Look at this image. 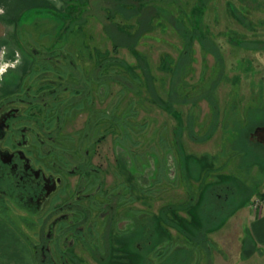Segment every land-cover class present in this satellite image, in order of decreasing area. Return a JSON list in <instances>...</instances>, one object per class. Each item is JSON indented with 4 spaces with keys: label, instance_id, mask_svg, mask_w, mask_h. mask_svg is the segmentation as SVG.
<instances>
[{
    "label": "rangeland",
    "instance_id": "rangeland-1",
    "mask_svg": "<svg viewBox=\"0 0 264 264\" xmlns=\"http://www.w3.org/2000/svg\"><path fill=\"white\" fill-rule=\"evenodd\" d=\"M12 2L25 6L18 12L10 5L3 10L4 20L12 18L10 25L16 29L15 36L21 38V45L11 47L14 58L0 64V73L8 68H29L33 62L30 54L36 50L43 56L53 54L61 45L85 71L92 69L89 56L96 51L133 66L140 77L145 76L142 69H147L153 87L149 91L140 87L145 102L134 120L147 127L145 134L136 137L139 146L134 151L140 158L144 152L154 157L156 171L150 179L152 194L143 208L157 215L165 206L183 207L189 200H196L207 183L230 185L237 189L227 206L232 215L225 221L219 219L222 227L208 234L215 246L210 264H264V256H244V248L250 243L249 222L243 211L246 207L258 209L264 199V0ZM7 32L11 34L9 29ZM118 71L121 80L132 79L128 70ZM10 76L9 72L1 81L6 84ZM174 77L180 78L181 85L173 83ZM120 88L119 84H110V93ZM171 93L186 98L173 104L180 123L150 101L152 94L167 100ZM136 97L132 91L126 92L120 109ZM83 119L78 117L76 126ZM179 125L183 128L180 136ZM236 128L244 134L249 132L247 141L251 145L247 148H238L230 137ZM112 147V138L100 145L95 159L102 167L112 164ZM168 156L171 170L163 168ZM176 214L191 220V213L183 209ZM183 222L181 227L188 229V223ZM169 231L177 236L175 230ZM76 252L92 264L81 250ZM203 255L201 252V264H206Z\"/></svg>",
    "mask_w": 264,
    "mask_h": 264
},
{
    "label": "flooded vegetation",
    "instance_id": "flooded-vegetation-1",
    "mask_svg": "<svg viewBox=\"0 0 264 264\" xmlns=\"http://www.w3.org/2000/svg\"><path fill=\"white\" fill-rule=\"evenodd\" d=\"M36 51L15 91L0 98V214L30 242L38 264H90L76 250L96 264L90 255L97 251L93 237H117L130 227L140 231L144 218L150 219L142 204L152 194L156 161L134 151L137 135L124 140L111 121L96 117L97 109L115 105L118 91L109 89L103 102L104 87L80 84L91 71L71 70L66 55ZM37 61L47 70H36ZM87 94H93V109L76 108ZM72 106L76 110L65 113ZM80 116L84 119L78 127ZM107 138L113 141V161L102 167L95 158ZM164 163L171 170L169 156ZM100 246L108 251L107 243Z\"/></svg>",
    "mask_w": 264,
    "mask_h": 264
},
{
    "label": "trees",
    "instance_id": "trees-1",
    "mask_svg": "<svg viewBox=\"0 0 264 264\" xmlns=\"http://www.w3.org/2000/svg\"><path fill=\"white\" fill-rule=\"evenodd\" d=\"M120 1L122 3H136L142 0ZM58 48L60 51L58 49L55 51V49L53 54L46 53L45 55L52 56L56 55L55 53L57 52L66 55L73 63L71 66H75H73L71 70H81L85 72V69L78 67L73 61L70 53L63 51L64 45H61ZM39 55L42 54L39 53ZM89 59L93 63L92 69L89 70L91 71V74L89 75L90 78L88 79V76L85 77L83 75L79 80L81 85L90 84V87L96 89L97 86L94 82H97L98 86L104 87L105 92L100 96L103 102L110 89V84H119L121 87L118 91L117 102L115 105H107L102 111L97 109L96 117L106 118L108 121H111L114 129L118 131V134L124 140H130L134 135L142 136L145 134L147 125L145 123H134V120L138 117L139 110L142 109V105L145 102L140 87L143 85L148 91L153 87L149 71L147 69H142L145 76H143L144 78L140 77L135 73L133 66H129L122 60H118L116 57L109 56L100 51H96L94 56H89ZM34 65L39 67L36 70H47L48 68L46 64L38 61L35 62ZM44 66L45 68H43ZM118 68L124 69V71L128 70L132 79L121 80V74L118 73L120 72L118 71ZM173 83L176 86L181 85L180 78L174 77ZM129 91H132L137 97L135 100H129L126 107L120 109V103L123 101L126 92L129 93ZM212 91L213 89H211L210 92L212 93ZM76 93L77 95H82L80 90H77ZM92 95L93 94L84 95L82 103L75 107L80 109L83 108L82 110H84L85 105H90L88 110L93 109L94 99ZM181 99L184 101L186 98L181 94H178L177 96L176 93H171L167 100H162L154 94L150 97L152 104H155L158 108L167 112L179 123L181 122V118L178 116L177 112H175L173 104L181 103ZM75 107H68V109L65 110V113L73 112L76 110ZM236 125H238V123ZM239 127L240 126H237V128ZM237 128L235 129V132H230V137L234 139L238 148H247V145H251L250 142L247 141L249 132L247 131L244 134L243 130L239 131ZM177 129L179 131L177 134L180 136V132L183 128L179 125ZM191 137L193 140L198 141L194 134L191 135ZM184 163H186V161ZM226 190L228 193H224ZM236 190L237 189H234L227 184L220 185L217 182L207 183L204 185L202 192L196 200H189V202L185 203L183 207L180 204L178 206H165L161 208L157 215L151 214L150 219L149 217H146L149 219L148 223L146 221L148 219L144 218L145 225L140 228V231H137L136 229H134L135 231L131 230L132 227H130L126 231H121L120 236L117 237L110 235V238H103L102 241L101 239L93 237L91 241L97 251L92 252L90 255L96 264H201L202 261L200 257L201 252H203L206 264H210L212 262V251L215 246L209 240L208 234L213 233L222 227V223L219 222V219L225 221L232 215L230 209H227V206L234 198ZM228 194L231 195V197ZM250 197L251 192L248 194V200ZM178 209H183L187 211L188 214L191 213V220L177 216L176 213ZM0 218L6 223H9L19 236L28 243L33 253L35 264H38L33 247L30 242L24 238L20 229L17 228L15 223L11 222L10 219L6 218L4 214H0ZM183 221L188 223V229L181 227V223L182 225L184 224ZM197 221L200 226L197 224ZM169 228L175 230L177 236H173L170 233ZM103 243L104 245L107 243L108 251H101L102 247L100 244ZM247 243L250 244L246 245L244 248L245 258L250 256L253 252L252 248H249L251 242L247 241ZM119 249H123V251ZM153 252L155 253L153 255L154 259L148 260L149 255Z\"/></svg>",
    "mask_w": 264,
    "mask_h": 264
},
{
    "label": "crops",
    "instance_id": "crops-1",
    "mask_svg": "<svg viewBox=\"0 0 264 264\" xmlns=\"http://www.w3.org/2000/svg\"><path fill=\"white\" fill-rule=\"evenodd\" d=\"M30 5H35L29 2ZM10 5V6H8ZM8 6L14 11H22L25 6L18 7V2H12V0H0V64L10 63L14 58V53L11 49L12 46L21 45V38L15 36V28H12V18H8L9 21L4 20L6 12L4 8ZM12 13V12H10ZM9 27V28H7ZM11 34H8L7 30ZM13 32V33H12ZM27 40L26 42H28ZM22 56L27 60L26 53L23 54L21 48H19ZM20 54V55H21ZM21 67L19 70H7L0 73V98L7 96L15 91L19 84L20 78L27 71L28 66ZM11 73L10 79L6 84L1 80L4 79L7 73ZM244 211L245 218L249 222V240L251 242L253 256H264V199L263 204L256 210H251L246 207ZM251 256L250 259L253 257ZM0 264H35L33 253L29 248L27 242L19 236V234L12 228L9 223H6L0 218Z\"/></svg>",
    "mask_w": 264,
    "mask_h": 264
},
{
    "label": "built area",
    "instance_id": "built-area-1",
    "mask_svg": "<svg viewBox=\"0 0 264 264\" xmlns=\"http://www.w3.org/2000/svg\"><path fill=\"white\" fill-rule=\"evenodd\" d=\"M257 205V204H256Z\"/></svg>",
    "mask_w": 264,
    "mask_h": 264
}]
</instances>
